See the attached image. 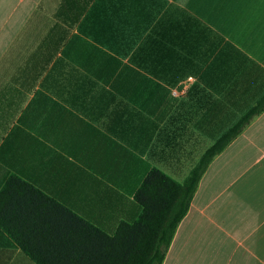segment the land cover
Returning <instances> with one entry per match:
<instances>
[{
    "label": "crops",
    "instance_id": "1",
    "mask_svg": "<svg viewBox=\"0 0 264 264\" xmlns=\"http://www.w3.org/2000/svg\"><path fill=\"white\" fill-rule=\"evenodd\" d=\"M264 97V0H0V191L108 235ZM163 264H264V112L209 165ZM0 264H37L0 228Z\"/></svg>",
    "mask_w": 264,
    "mask_h": 264
},
{
    "label": "trees",
    "instance_id": "2",
    "mask_svg": "<svg viewBox=\"0 0 264 264\" xmlns=\"http://www.w3.org/2000/svg\"><path fill=\"white\" fill-rule=\"evenodd\" d=\"M264 112V97L179 183L152 169L135 194L141 213L104 233L32 184L11 176L0 191V228L37 264H163L211 162Z\"/></svg>",
    "mask_w": 264,
    "mask_h": 264
}]
</instances>
